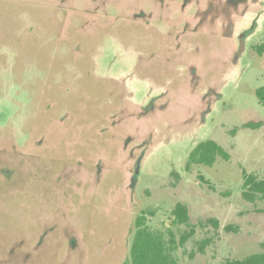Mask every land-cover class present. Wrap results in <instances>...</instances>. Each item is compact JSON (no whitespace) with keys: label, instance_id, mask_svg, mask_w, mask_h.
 I'll use <instances>...</instances> for the list:
<instances>
[{"label":"rangeland","instance_id":"obj_1","mask_svg":"<svg viewBox=\"0 0 264 264\" xmlns=\"http://www.w3.org/2000/svg\"><path fill=\"white\" fill-rule=\"evenodd\" d=\"M263 42L264 0H0V145L38 156L0 197V264H130L135 217L165 227L178 201L180 264L264 250V199L241 195L264 177V124L243 127ZM207 138L228 158L187 171Z\"/></svg>","mask_w":264,"mask_h":264},{"label":"trees","instance_id":"obj_2","mask_svg":"<svg viewBox=\"0 0 264 264\" xmlns=\"http://www.w3.org/2000/svg\"><path fill=\"white\" fill-rule=\"evenodd\" d=\"M260 53L264 50V42L259 46ZM258 101L264 105V86L255 90ZM263 121H248L243 124L245 128L257 129L263 125ZM5 138V137H4ZM2 140L0 141L1 144ZM9 147L4 148L0 145V197L14 195L16 191L22 189L23 183L28 180V174L23 172L26 162H31L34 168V158L30 160V148H20L11 141ZM227 159L228 153L215 140L207 138L198 141L188 152L185 159V169L188 171L192 165H212L216 158ZM9 158L13 159V162ZM20 161L18 162V159ZM30 160V161H29ZM24 161V162H23ZM243 173L241 184L242 197L250 202L255 199H264V177L258 178L252 173ZM35 175V174H34ZM48 177V175H47ZM34 178V176H33ZM156 214L155 209L142 210L134 220V230L129 245L127 260L130 264H180L177 258V250L194 235L195 225L189 223L188 206L184 202H176L169 211L165 227L150 226L149 217ZM217 227L214 219L208 220ZM187 225L188 229L183 230L178 236L175 235L176 229L180 225ZM201 224V222H200ZM211 238L206 237L197 242L198 251L203 252L204 247L210 242ZM224 264H264V250L248 254L239 259H228Z\"/></svg>","mask_w":264,"mask_h":264}]
</instances>
